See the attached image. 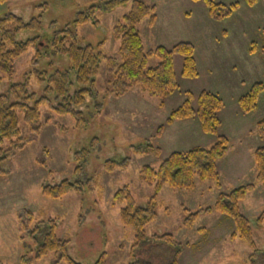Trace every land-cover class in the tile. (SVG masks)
I'll list each match as a JSON object with an SVG mask.
<instances>
[{
	"label": "rangeland",
	"instance_id": "rangeland-1",
	"mask_svg": "<svg viewBox=\"0 0 264 264\" xmlns=\"http://www.w3.org/2000/svg\"><path fill=\"white\" fill-rule=\"evenodd\" d=\"M108 0H8L0 4V18L12 12L25 22L40 16V32L24 31L18 41L36 36L47 42L55 30L71 24L79 11L88 6H100ZM154 7L155 22L149 25L145 18L137 27L145 50L161 45L170 48L179 41L194 45L198 77L180 76L182 58L174 55L173 66L178 81L177 90L162 107L158 100L139 88L120 98L106 93L110 76L105 71L104 60L95 76L97 98H87V103L76 110L82 112L85 126L75 128V118L70 114L58 115L48 106L41 105L39 124L41 130L33 135L18 114L22 136L29 141L11 157L0 162V264H66L59 255L49 252L36 258V247L28 231L23 230L25 212L31 214L29 230L38 222L56 219V235L68 239L67 254L77 263L94 264L102 252L107 264H128L129 248L133 241L132 230L119 219V207L111 203L113 194L127 185L138 206H145L154 188L139 179L143 166L158 168L161 161L172 152H183L193 147L209 148L215 135L203 133L197 118L177 120L164 126L160 136L156 129L164 125L168 115L186 99L202 90L215 93L222 101L218 112L219 134L229 140L226 154L218 161L219 186L214 181L195 177L192 190H176L164 184L156 201V218L147 224L148 237L153 234H172L182 244L179 264H250L252 248L235 231L233 220L215 210L200 213L187 226L189 213L202 208H213L219 193L229 192L239 186L253 184L240 202V212L249 220L253 241L257 247L256 261H264V223L256 218L264 209V190L256 179L254 150L264 146V135H258L257 123L264 119V90L258 96L257 107L250 113L241 112L238 98L246 94L253 83L264 87V54L250 53V43L264 46V0L247 6L243 0H213L237 8L221 21L210 18L203 0H141ZM45 4L43 9L40 5ZM131 0L98 15L100 26L78 25L76 33L82 44L96 45L104 40L102 52L119 57V41L113 37L112 28L128 13ZM37 65H32L35 49L30 48L14 62L12 80L0 82V94H8L11 84L27 82L26 91L36 99L44 95V84L39 83L33 69L52 73L69 68L67 57L55 55L48 44L41 50ZM157 59H149L154 66ZM73 89L71 90V92ZM22 97L24 95H21ZM56 105L54 96H49ZM33 105V102H28ZM192 106L196 108L197 101ZM98 143L92 146V140ZM150 144L160 149L159 155L135 154L132 147ZM83 148L89 155L83 162L81 174H75V154ZM130 156L127 168L112 172L103 171L107 159L119 161ZM78 165V164H77ZM98 174V184L92 190L70 192L62 198H47L42 185L56 184L62 179L71 182L93 183ZM185 209V210H184Z\"/></svg>",
	"mask_w": 264,
	"mask_h": 264
},
{
	"label": "trees",
	"instance_id": "trees-1",
	"mask_svg": "<svg viewBox=\"0 0 264 264\" xmlns=\"http://www.w3.org/2000/svg\"><path fill=\"white\" fill-rule=\"evenodd\" d=\"M8 0H0V4ZM130 0H108L100 6L91 5L85 10L76 13L71 24L61 30H55L46 43L41 37L36 36L25 41H18L17 36L24 31L40 32L42 23L40 16H33L25 22L12 12L5 13L0 18V82H9L15 75L14 62L30 48L35 49L32 65L35 67L40 59L46 44L52 48V53L67 57L70 66L65 70H54L52 73L33 69L36 80L44 84V95L38 99L34 93L26 91L27 82L11 84L8 94H0V162L11 157L17 150L22 149L29 141L28 136H22L19 127L18 114L21 112L23 121L33 135L40 132L41 117L40 106L48 105L58 115L70 114L75 118V128L85 126L82 112L76 110L87 103V98L95 99L98 94L95 90V76L98 73L100 62L104 60V68L110 76L106 93L114 98H120L129 91L139 88L141 91L158 100V106L162 107L165 100L178 88V81L174 72L173 57L179 55L182 58L180 76L185 79L198 77L194 45L187 41H179L170 48L157 46L154 49L145 50L140 36L138 25L149 18V25L155 22L154 7L141 0H131V7L122 21L112 28L113 37L119 41V57L106 56L102 52L104 40L96 45H83L76 33V27L81 24H91L97 28L100 26L98 15L101 11L113 10L116 6ZM258 0H243L247 6H253ZM211 19L221 21L229 17L237 8V3L225 5L213 0H203ZM43 9L45 4L40 5ZM264 36V27L262 29ZM249 52L264 54V46L257 47L254 41L250 43ZM155 57L158 61L154 66H148L149 59ZM73 91L71 92V90ZM264 87L261 82L252 84L250 90L238 98V105L242 113L247 114L257 107L258 96ZM21 95H24L23 97ZM53 95L56 105H52L49 96ZM196 99L197 106H192ZM28 102H33L29 105ZM222 107L221 99L213 92L202 90L197 96L191 92L186 93V99L166 118L164 125L156 129V135L160 136L164 126L171 125L177 120L197 118L203 133L216 136L215 142L209 148L193 147L183 152H172L164 158L158 168L143 166L139 171V179L153 186L154 192L145 206H138L127 185L118 189L112 196L111 203L119 207V219L124 227L132 230L133 241L129 248L128 264H179V254L183 251L182 244L175 240L172 234H153L148 237L145 232L147 224L156 218V201L158 193L164 184L176 190H192L195 187V177L202 180L216 182L219 186L217 171L218 161L226 154L229 140L225 135L219 134L220 120L218 112ZM256 132L264 135V119L257 123ZM98 140H92V146H96ZM135 154L159 155L160 149L146 144L142 147H132ZM89 155V150L83 148L75 154V174H81L83 162ZM131 157L126 156L119 161L107 159L102 169L112 172L116 169H125L130 164ZM78 164V165H77ZM254 164L256 179L264 190V146L254 150ZM4 173L0 169V174ZM93 183L87 181L71 182L62 179L56 184L42 185V194L47 198H62L70 192H81L85 188L93 189L98 184V174L94 176ZM253 184L239 186L229 192L219 193L213 208L206 207L195 213H189L184 223L192 226L200 213H210L215 210L229 216L234 223L235 231L231 237L239 236L252 248L250 264L257 263V247L253 241V233L249 220L240 212V202L247 192L253 190ZM185 210V209H184ZM26 222L23 230L28 231L34 246L36 258H40L49 252L59 255V259L66 264H80L67 254L68 239L58 238L56 235V219L38 222L29 230L31 214L25 212ZM258 225L264 223V209L256 218ZM26 264L29 261L25 262ZM56 264V263H55ZM94 264H107L106 253L102 252Z\"/></svg>",
	"mask_w": 264,
	"mask_h": 264
}]
</instances>
